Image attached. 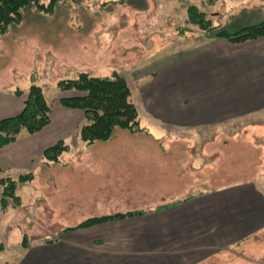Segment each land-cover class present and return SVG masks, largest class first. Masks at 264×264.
<instances>
[{
	"label": "rangeland",
	"instance_id": "374dc122",
	"mask_svg": "<svg viewBox=\"0 0 264 264\" xmlns=\"http://www.w3.org/2000/svg\"><path fill=\"white\" fill-rule=\"evenodd\" d=\"M241 2L250 5L249 0H60L50 13L28 6L23 10L22 22L12 24L7 33L0 34V90L28 91L33 82L39 83L56 110L61 97L80 93L74 89L63 91L59 86L61 79L76 78L81 71L96 76H112L114 71H119L129 83L145 130L117 127L113 136L139 139L154 135L167 139L161 147L172 148L179 155V166H186L182 171L185 173L180 175L192 178V193L200 187L251 181L264 189V113L242 114L211 126L160 129L142 119L138 106L140 84L157 69L177 64L185 74L188 61L193 60L195 75L210 73L204 64L213 56L205 51L204 40L209 37L190 21L189 7L196 5L214 24L231 29L264 19V8H243ZM29 134L25 131L22 136ZM64 141L77 155L100 152L95 147L85 149L80 128ZM63 154L61 160L68 155ZM61 160L46 163L44 159L34 169L8 170L14 178L31 171L35 174L34 179L18 183L20 203L6 199L3 208L0 183V264H15L16 257L27 252V247L54 240L60 231L86 218L132 210L135 208H129L136 202L149 200L150 203L157 199L156 188L138 194L137 199L120 201L122 195L135 194L96 192L84 177L77 187L71 180L66 184L64 180L68 177L60 171H72L74 167L72 163L64 167ZM106 165L114 174L115 167L108 162ZM95 174L89 178L99 177L96 185L115 180L107 172ZM187 178L174 181L173 188L182 189ZM218 254L208 264H264V231L245 247L236 251L233 246Z\"/></svg>",
	"mask_w": 264,
	"mask_h": 264
},
{
	"label": "crops",
	"instance_id": "0c3cea01",
	"mask_svg": "<svg viewBox=\"0 0 264 264\" xmlns=\"http://www.w3.org/2000/svg\"><path fill=\"white\" fill-rule=\"evenodd\" d=\"M241 4L243 8H264V0H249V6ZM204 43L205 51L213 53L204 63L209 74L195 75L191 60L185 74L176 64L157 69L140 84L142 119L160 129L197 128L242 114L264 113V36L242 42L207 38ZM15 91L0 90V119L23 110L26 95ZM57 104L48 125L24 136L23 130L16 140L0 148V167L5 172L37 168L48 146L82 126V109L67 107L61 101ZM162 141L168 140L154 135L139 139L113 136L83 144L85 149L100 151L87 156L72 153L69 148L61 163L64 167L72 163L74 168L60 171L68 177L66 184L71 180L77 187L84 177L96 192L135 194L122 195L120 201L137 199L138 194L156 188L157 199L136 202L129 208L145 209L144 214L60 231L54 240L27 247L15 264H208L218 253L233 246L237 251L264 231V189L259 183L200 187L192 193V178L180 175L186 166H179L174 149H162ZM103 162L115 167L114 174ZM96 172H107L115 180L96 185L99 177L89 178ZM180 178H187L184 187L173 188L172 183Z\"/></svg>",
	"mask_w": 264,
	"mask_h": 264
},
{
	"label": "trees",
	"instance_id": "16d2710c",
	"mask_svg": "<svg viewBox=\"0 0 264 264\" xmlns=\"http://www.w3.org/2000/svg\"><path fill=\"white\" fill-rule=\"evenodd\" d=\"M59 1L49 0L45 3L41 0H0V34L7 33L12 24L22 22L24 8L35 6L39 11L50 13ZM188 11L190 21L204 29L209 38L219 37L232 42H242L264 36V19L238 29H231L227 25L214 24L196 5H191ZM59 86L63 91L74 89L80 92L77 95L63 96L60 101L67 107L84 111L86 122L80 127V137L87 145L112 138L117 127L127 128L130 131L145 130L141 125L140 113L133 100L132 90L121 72L114 71L112 76H96L88 71H81L76 78L61 79ZM15 92L20 96L26 95L25 106L19 114L0 119V148L16 140L23 130L33 134L51 121L52 106L41 84L33 82L28 91L16 89ZM68 148L69 145L63 139L58 140L44 150L43 161L45 159L46 163L59 162ZM34 177L35 174L31 171L21 173L18 178H14L0 167V183L3 187L2 207L6 208V199L20 203L21 196L17 193L18 183L32 180ZM146 211L138 208L92 216L64 231L140 215ZM24 246L27 244L24 243Z\"/></svg>",
	"mask_w": 264,
	"mask_h": 264
}]
</instances>
